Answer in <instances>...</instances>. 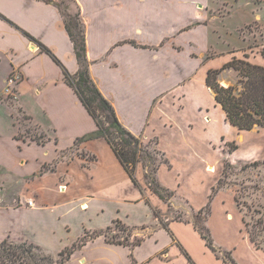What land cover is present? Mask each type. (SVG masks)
Here are the masks:
<instances>
[{"label": "crops", "instance_id": "1", "mask_svg": "<svg viewBox=\"0 0 264 264\" xmlns=\"http://www.w3.org/2000/svg\"><path fill=\"white\" fill-rule=\"evenodd\" d=\"M74 1L85 27L90 75L120 122L144 143L153 142L168 156L164 137L183 140L195 132L199 116L193 117L188 102L198 99L199 91L192 85L203 67V87L214 103H197L196 113L203 111L204 123H220L226 132L247 133L228 123L206 83L209 70L240 58L228 51L232 44L219 36L220 30L215 34L209 25V17L218 18L214 2L206 0L202 13V6L197 10L190 2L194 0ZM251 3L247 5L256 12L244 28L255 20L264 21L263 8ZM203 15L208 18L207 27L201 25ZM185 25L190 27L188 32L180 34ZM248 40L244 37V43ZM246 53L248 49L244 58ZM251 55L255 65L264 67L263 54ZM222 57L227 59L221 61ZM79 69L60 0H0V106L9 118L7 129L0 125V240L33 243L58 253L85 236L123 224L150 232L139 245L97 236L65 264H199L174 226L186 223L171 221L155 230L147 227L156 222L154 213L161 200L149 195L150 189L138 177L145 172L141 164L131 177L106 139L77 143L97 130L95 120L65 81L66 72L73 76ZM15 71L23 80L16 85L17 99L8 102L7 80ZM216 109L220 110L213 115ZM189 113L188 122L178 121V115ZM28 130L44 136L41 142L25 136ZM168 165L159 167L160 182L170 181L166 173L172 166ZM208 168L216 169L210 163ZM171 185L166 188L172 190ZM14 186L19 187L13 189V200H8ZM29 200L34 201L33 207ZM72 218L79 220L78 237H71ZM186 226L197 232L191 224Z\"/></svg>", "mask_w": 264, "mask_h": 264}, {"label": "rangeland", "instance_id": "2", "mask_svg": "<svg viewBox=\"0 0 264 264\" xmlns=\"http://www.w3.org/2000/svg\"><path fill=\"white\" fill-rule=\"evenodd\" d=\"M210 1L217 6L215 8V16L218 17L216 21L209 17V25L215 27H212V31L218 34L220 30L219 36L228 41L227 43L232 44L230 49H228L230 46L226 47L229 52L240 54L238 59L254 64L252 53L258 52L264 55V21L255 20L244 28V25L253 17L254 14L252 12L256 10H252V7H249L247 2H252L251 4L255 8H263L261 15L264 17V0ZM190 2L195 3L194 8L197 10V6H202V13L204 12L206 0ZM60 4L63 13L69 16L70 23H75L74 16L77 10L75 6L69 0H60ZM202 18L201 25L207 27L208 18L205 15ZM189 28L186 26L180 29V34L187 33ZM244 37L249 39L246 43H244ZM247 49L248 53L246 54H248L249 58L246 59L244 58V51ZM213 54L214 52H210V55ZM226 59L227 57H222L221 61ZM219 62H215L214 65L218 66ZM227 64H222L217 69L212 70H222ZM205 70L206 68L203 67L199 71L195 78V83L192 85L196 91H199L198 99H192L188 102L189 111H191L194 118L198 115L200 122L195 132L192 133L193 135L189 134L191 135L190 138L183 140L179 136L170 137L171 141L164 137L166 144L163 146L167 149L168 156L154 154L157 149L153 142L144 143L143 140L141 142L144 151H147L150 155L152 154L153 159L150 160L148 156H145L146 160L139 162L145 172H139L138 177L143 179L142 182L147 188H149L148 181L155 179L160 193H163V188H166L168 183L172 184L171 187L175 193L173 196H169L167 192L163 193L165 198H160V206H157L155 210L158 216H155L157 218H155L156 222L149 224L147 227L150 230H155L158 226L169 225L171 221H183L186 224H191L194 228L196 226L209 230L219 258L225 260L228 253H231L238 264H264V130L259 132L260 128H255L256 130H251L253 132L247 131V133L238 131L226 132L224 126L218 122V124L204 123L203 111L201 114L199 112L196 113L199 109L197 103L203 106L214 103L210 96L211 93L208 90L207 93L203 87L202 76ZM227 70L218 76L220 86L223 88L235 87L238 92L243 90L244 82L239 72L234 68ZM206 89L208 88L206 87ZM7 101L13 102L14 100L8 97ZM219 110L216 109L213 115L217 114ZM190 115V113L178 115V121L186 123L189 121L186 116ZM183 116L185 117L184 120ZM8 124V112L4 107L0 106V125L2 129H7ZM242 133L245 136L241 140L240 134ZM24 135L28 137L39 136L35 130H28ZM222 137H225L224 141H221ZM235 145L239 146L238 151L237 149L234 150ZM198 150L200 154L196 155L195 151ZM75 153L82 156L85 155L88 160L92 159L86 153ZM68 155L69 152L64 154V156ZM166 158L170 161V165H168L169 163L167 165L172 166L171 171L173 172L166 173L170 181L166 182L165 180L164 182L163 180L160 182L158 173L157 179L155 177L154 168L165 164L161 162H163L162 160H167ZM253 158L259 160L252 162ZM254 162H259V165H253ZM207 163L215 165L216 169H213L214 172L210 173L206 170ZM17 187L19 186H14L10 189L9 193L11 195L7 196L8 200H13V189L17 190ZM148 194L159 198L151 189ZM201 210L203 211L202 214H200ZM71 222V237H78L81 233L79 228L76 227L79 220L72 218ZM246 222L250 223L249 227L246 226ZM91 223L96 225L94 222ZM91 223H88V225ZM186 224L174 226L179 227V235L199 264H223L217 261L212 252L206 247V243L199 236L200 233L190 229ZM149 232L147 230L144 233L143 230H133L123 224H114L111 230L105 231L103 235H107L110 241L126 242L127 239L130 243L135 244L136 242L141 243L144 236L148 235ZM250 232L255 236L260 249L251 242ZM91 237H94L93 234ZM166 242L168 243L169 240ZM54 254L56 255L57 253Z\"/></svg>", "mask_w": 264, "mask_h": 264}, {"label": "trees", "instance_id": "3", "mask_svg": "<svg viewBox=\"0 0 264 264\" xmlns=\"http://www.w3.org/2000/svg\"><path fill=\"white\" fill-rule=\"evenodd\" d=\"M71 1L76 6L75 1ZM76 9V14L74 16L75 23H70L68 18L69 16L65 13H63V15L65 27L74 43V49L80 69L73 76L66 72L65 81L74 88L81 102L97 125V130L95 132L78 139L77 143L79 144L97 138L106 139L130 176L133 177L135 168L138 166L139 162L142 160L145 161V156H148V158L152 160L153 155H150L147 151L145 152L141 143L142 140L135 136L120 122L114 106L107 98L104 97L92 79L90 75V63L87 58L85 27L80 18V7L76 6ZM246 58L249 57L246 56ZM229 68H234L241 75L242 81L244 82L243 90L238 92L235 87L223 88L220 86L218 76ZM206 83L215 94L216 102L222 106L229 124L237 128L239 131L244 132L251 131L255 128H264L263 66H258L251 64L250 62L234 58L233 61L225 65L222 70L209 71ZM43 137L44 136H34L33 139L41 142ZM236 149H238V147L235 145L234 150ZM154 154L164 156L158 150H155ZM83 157L86 158L85 155H83ZM94 160V158L90 159V161ZM162 161L163 162L161 163H169L168 160ZM253 165H259V162H254ZM158 168L159 167L154 168L156 179ZM148 187L161 199L165 198L163 195L164 192H167L169 196H173L175 194L174 191L167 190L166 188H163V193H160L157 189L159 186L156 184L155 179L148 181ZM202 212L203 211L201 210L200 214H202ZM154 214L158 217L156 213ZM249 225L250 223L246 222V226L249 227ZM195 228L200 233L202 239L206 241L208 248L218 255L209 230L196 226ZM109 229L93 233L94 237L85 236L79 242L73 243L70 247L58 252L56 255L33 243H17L5 239L0 242V264H65L71 259L72 255L78 249H81L89 240L103 235L104 232ZM250 238L251 242H253L256 247L260 249L255 236L251 232ZM127 242L128 240L126 239V243L119 244L126 245ZM135 244L139 245L140 243L136 242ZM224 261L227 264H238L232 257L231 253H228Z\"/></svg>", "mask_w": 264, "mask_h": 264}, {"label": "built area", "instance_id": "4", "mask_svg": "<svg viewBox=\"0 0 264 264\" xmlns=\"http://www.w3.org/2000/svg\"><path fill=\"white\" fill-rule=\"evenodd\" d=\"M23 80V77L20 72L15 71L12 73V75L8 78V86H7V93L8 97L12 98V100L17 99V93H16V85L21 83ZM34 201L29 200L28 205L30 207L34 206Z\"/></svg>", "mask_w": 264, "mask_h": 264}, {"label": "bare ground", "instance_id": "5", "mask_svg": "<svg viewBox=\"0 0 264 264\" xmlns=\"http://www.w3.org/2000/svg\"><path fill=\"white\" fill-rule=\"evenodd\" d=\"M214 170H215V169H214ZM214 170H213V169H209V168H208V171H209V172H214Z\"/></svg>", "mask_w": 264, "mask_h": 264}]
</instances>
